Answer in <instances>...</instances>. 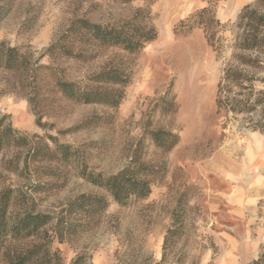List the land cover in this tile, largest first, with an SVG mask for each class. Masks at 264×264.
<instances>
[{
	"label": "rangeland",
	"instance_id": "obj_1",
	"mask_svg": "<svg viewBox=\"0 0 264 264\" xmlns=\"http://www.w3.org/2000/svg\"><path fill=\"white\" fill-rule=\"evenodd\" d=\"M255 1L223 0L216 16L233 23L245 6L264 14V5ZM205 6L202 0H0V42L33 62L93 88H106L88 82L106 66L128 70L132 77L117 107L76 104L42 90L39 127L18 81L0 70V118L28 138L38 136L34 140L41 144L52 147L51 137L75 151L66 164L25 163L24 150L5 151L0 191L19 189L37 212L53 216L80 195L108 202L93 220L68 217L65 240L51 244L62 264L77 256L86 264H253L264 253V134L247 128L246 116L218 114L215 104L231 51L216 59L201 30L185 36L173 32ZM139 8L149 12L147 24L157 31L143 50L102 49L87 62L41 58L72 21L115 23ZM256 89L264 86L257 83ZM169 102L175 112L166 108ZM152 130L171 131L179 142L164 154L151 141ZM131 158L163 167L151 178L144 200L118 206L81 176L82 169L115 174ZM36 183L49 186L31 193Z\"/></svg>",
	"mask_w": 264,
	"mask_h": 264
},
{
	"label": "trees",
	"instance_id": "obj_2",
	"mask_svg": "<svg viewBox=\"0 0 264 264\" xmlns=\"http://www.w3.org/2000/svg\"><path fill=\"white\" fill-rule=\"evenodd\" d=\"M129 3L133 0H121ZM206 6L199 9L174 27L173 32L185 36L194 29L202 31L207 45L216 59H221L231 51L230 61L223 69L217 85L216 110L227 116L229 112L248 118L247 128L264 134V90L256 89V84L264 86V14H259L250 6H245L235 22L221 23L216 16V7L223 0H202ZM255 4L264 5V0ZM149 12L137 9L132 18L115 23H93L86 19H76L41 54L51 62L58 60L87 62L96 58L102 49H118L128 53L143 50L157 38V31L147 24ZM232 32V38L226 34ZM0 70L8 72L17 81L26 96L31 109L37 116L36 124L42 127L38 113L45 101L42 90L52 92L69 102L82 105H103L117 107L123 99V89L130 83L128 70L106 66L91 75L93 88L81 82L68 81L60 69L51 65L32 61L30 55L16 47L0 42ZM261 73L262 76H258ZM237 90V91H235ZM176 111L174 102L166 106ZM253 117V118H252ZM150 139L162 153H169L179 142V136L171 131L152 130ZM38 136L28 138L0 118V156L8 150H24V161L30 163L54 162L66 164L75 156L70 145H61L52 140L47 143L35 141ZM163 167L131 158L128 164L112 175L86 172L81 176L92 185L103 189L113 203L126 206L131 199L144 200L151 192V178ZM48 184L36 183L31 193L47 190ZM108 202L101 196L80 195L69 201L57 216L40 213L32 207L31 199L19 189L0 191V263L3 264H62L60 254L52 250L53 240H65L68 232V217L80 215L93 220L103 212ZM26 243V244H24ZM264 253L253 264H263ZM71 264H86L83 256H77ZM151 264V263H143Z\"/></svg>",
	"mask_w": 264,
	"mask_h": 264
},
{
	"label": "bare ground",
	"instance_id": "obj_3",
	"mask_svg": "<svg viewBox=\"0 0 264 264\" xmlns=\"http://www.w3.org/2000/svg\"><path fill=\"white\" fill-rule=\"evenodd\" d=\"M241 3V2H240Z\"/></svg>",
	"mask_w": 264,
	"mask_h": 264
}]
</instances>
